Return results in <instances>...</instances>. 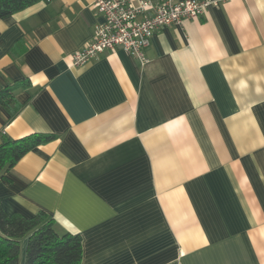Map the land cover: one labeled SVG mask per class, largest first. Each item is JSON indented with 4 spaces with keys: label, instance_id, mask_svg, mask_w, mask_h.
I'll list each match as a JSON object with an SVG mask.
<instances>
[{
    "label": "crops",
    "instance_id": "crops-1",
    "mask_svg": "<svg viewBox=\"0 0 264 264\" xmlns=\"http://www.w3.org/2000/svg\"><path fill=\"white\" fill-rule=\"evenodd\" d=\"M95 1L0 19V89L20 82L24 104L0 107V144L55 136L0 181L1 206L80 233L81 264H264V0L163 27L145 66L122 48L74 66Z\"/></svg>",
    "mask_w": 264,
    "mask_h": 264
},
{
    "label": "trees",
    "instance_id": "trees-1",
    "mask_svg": "<svg viewBox=\"0 0 264 264\" xmlns=\"http://www.w3.org/2000/svg\"><path fill=\"white\" fill-rule=\"evenodd\" d=\"M41 0H0V19L10 16ZM20 82L0 89V107L11 118L24 104L17 99ZM53 134L33 133L21 138L3 135L0 144V181L11 180L9 172L30 150L54 139ZM27 239L25 260L23 241ZM84 255L80 233L62 231L45 211L33 217L8 214L0 204V264H81Z\"/></svg>",
    "mask_w": 264,
    "mask_h": 264
},
{
    "label": "built area",
    "instance_id": "built-area-1",
    "mask_svg": "<svg viewBox=\"0 0 264 264\" xmlns=\"http://www.w3.org/2000/svg\"><path fill=\"white\" fill-rule=\"evenodd\" d=\"M213 4L218 0H96L94 8L104 21L95 26L91 42L72 54V64L82 66L101 53L122 48L145 66L151 61L147 49L157 31L196 19Z\"/></svg>",
    "mask_w": 264,
    "mask_h": 264
}]
</instances>
